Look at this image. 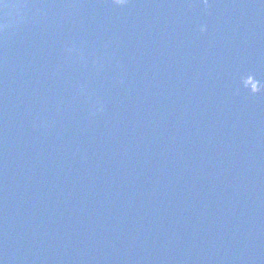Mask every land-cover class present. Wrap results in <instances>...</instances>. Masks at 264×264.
Returning a JSON list of instances; mask_svg holds the SVG:
<instances>
[{
  "label": "water",
  "instance_id": "water-1",
  "mask_svg": "<svg viewBox=\"0 0 264 264\" xmlns=\"http://www.w3.org/2000/svg\"><path fill=\"white\" fill-rule=\"evenodd\" d=\"M0 264H264V0H0Z\"/></svg>",
  "mask_w": 264,
  "mask_h": 264
}]
</instances>
